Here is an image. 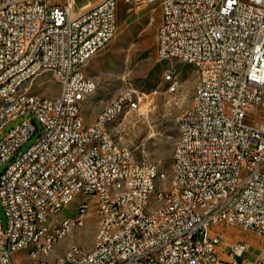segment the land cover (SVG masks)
<instances>
[{
	"label": "built area",
	"instance_id": "2783aa9c",
	"mask_svg": "<svg viewBox=\"0 0 264 264\" xmlns=\"http://www.w3.org/2000/svg\"><path fill=\"white\" fill-rule=\"evenodd\" d=\"M124 1L157 5V56L197 65L205 77L202 106L176 120L177 183L162 193L154 183L159 167L129 163L133 151L103 132L115 106L138 109L133 90L108 101L90 125L80 113L79 93L88 98L97 87L93 78L80 84L81 65L114 38L117 0L78 9L74 0H0V264H17L36 220L47 216L48 223V208L57 215L68 196L94 202L100 232L92 248L73 245L52 264H264V115L245 124L255 108L264 109V0ZM45 70L59 74L54 98L28 88ZM16 91H29V99L16 98ZM107 190H115V199ZM163 196L172 204L158 211ZM194 200L211 203V211L194 209ZM47 223L37 250H54L49 238L59 234L47 232ZM71 223L79 219L64 229ZM220 223L260 237L253 263L243 260L248 244L211 234Z\"/></svg>",
	"mask_w": 264,
	"mask_h": 264
},
{
	"label": "rangeland",
	"instance_id": "374dc122",
	"mask_svg": "<svg viewBox=\"0 0 264 264\" xmlns=\"http://www.w3.org/2000/svg\"><path fill=\"white\" fill-rule=\"evenodd\" d=\"M96 1L98 0H74L75 8ZM46 2L51 5L63 4L65 0ZM160 20L161 14L157 5L135 7L124 0H117L116 34L85 64L83 71L97 84L93 97L98 95V99L85 109L86 116L90 118L125 88L133 90L140 98L138 109L128 113L124 111L109 125L108 132L119 145L131 149L137 161L156 164L166 174V180L159 181L158 186L168 188L173 179V147L179 135L176 120L192 105L198 86V73L191 64L178 60H162L157 56L155 34ZM166 75L170 78L167 79ZM36 80V94L49 98L58 96L60 86L52 75L42 74ZM263 115L264 109L257 107L245 119V124L254 126ZM20 121L21 119L13 121L9 128ZM36 135L37 133L23 145L19 154L33 143ZM90 203L82 225L74 227L59 240L47 260L52 261L73 245L83 250L92 248L98 229V218L94 211V202L90 200ZM75 204L76 201H73L64 206L57 218H73ZM0 217L5 225L1 207ZM210 232L248 244L249 253L243 256V260L251 263L255 261V255L263 245L258 235L239 226L220 223L212 226ZM217 250L224 258L220 253V245ZM14 259L17 264H31V261L24 260H32L25 252L24 255L21 252L15 254Z\"/></svg>",
	"mask_w": 264,
	"mask_h": 264
},
{
	"label": "bare ground",
	"instance_id": "6f19581e",
	"mask_svg": "<svg viewBox=\"0 0 264 264\" xmlns=\"http://www.w3.org/2000/svg\"><path fill=\"white\" fill-rule=\"evenodd\" d=\"M161 21V20H160ZM106 45H98V52L104 48ZM162 60L172 61V60H178V57H169V56H158ZM85 64L81 65L80 69V84L82 85H89V80L91 78L87 77L84 74L83 67ZM198 73V86L194 94L193 102L190 107H188L186 110H184L178 118L183 117L190 111L191 109H194L195 106H202V96L201 92L204 91L205 86V77H203V73L200 68H198L197 65H193ZM42 74H50L52 77L59 81V74H55V71L53 70H45L38 74V78ZM35 79L28 80V88L29 89H35V87L38 85V81ZM170 77L167 76V79ZM42 85V84H41ZM16 98L21 99H29V91H16ZM87 98V93H79V102L84 101ZM125 111V106H115L114 112L110 114L108 120L106 122H103V132L106 135H109V125L113 123L123 112ZM178 120V119H177ZM179 135L182 136V126H178ZM176 145H180V138H177L174 147ZM129 163H136V159L134 155H129ZM172 185L168 188H162V193H170L173 188L175 187L177 183V171L175 168V165L172 164ZM166 180V174L163 171H157L156 176H154V183H158L159 181ZM107 197L108 199H115V190H107ZM73 201H76L75 204V215L73 218H67L63 217L58 219L57 215L62 210L64 206H59L57 209V215L55 213V208H48V223H47V216H40L38 220L34 223V228L32 230V235L30 237H27V246L24 249V252L27 254L28 257H30L32 260H41L43 264H52V262H55L57 258H55L52 261L47 260V257L51 254L53 250L51 249H41L37 250L38 243H43V237H44V230L46 228L47 223V232L50 234H59L57 236L49 238V247L55 246V244L64 238L74 227L80 226L83 223L84 215H86L89 204L87 203L86 199H76V196H68L67 197V205L72 203ZM172 204V197L171 196H163L160 197L158 200V211H165L167 207H170ZM194 209L200 210V212H207L211 211V203H203L201 200H194ZM98 218V229L97 233L100 232V215L97 214ZM79 219V223H71V227H67L64 229L65 225L69 224V222H72L74 220ZM96 233V234H97ZM71 247L67 250L70 251ZM73 257H80V250H73Z\"/></svg>",
	"mask_w": 264,
	"mask_h": 264
},
{
	"label": "crops",
	"instance_id": "0c3cea01",
	"mask_svg": "<svg viewBox=\"0 0 264 264\" xmlns=\"http://www.w3.org/2000/svg\"><path fill=\"white\" fill-rule=\"evenodd\" d=\"M97 85V84H96ZM98 99V95H96L95 97H93V94H91L90 95V97H88V98H86L84 101H82V103H81V106H80V113H81V116H82V118H83V121H84V124L85 125H90V124H92L93 122H94V120H95V117H96V115L98 114V112L101 110H99L97 113H95V116L93 117V118H90V117H88V116H86V111H85V109H86V107L87 106H91L92 104H94L95 103V100H97ZM57 257V256H56ZM54 260V259H53Z\"/></svg>",
	"mask_w": 264,
	"mask_h": 264
}]
</instances>
